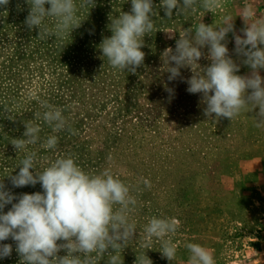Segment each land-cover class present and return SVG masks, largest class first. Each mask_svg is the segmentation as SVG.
<instances>
[{"label": "rangeland", "instance_id": "374dc122", "mask_svg": "<svg viewBox=\"0 0 264 264\" xmlns=\"http://www.w3.org/2000/svg\"><path fill=\"white\" fill-rule=\"evenodd\" d=\"M248 3L264 18V0H225L214 13L198 9L177 15L173 9L171 18L161 0H153L155 28L143 37L144 61L134 72L112 68L99 47L112 35L111 18L130 12L131 0H95L93 7L80 10L81 24L69 36L46 39L25 24L30 11L26 0L0 7V183L5 190L17 197L43 192L40 183L13 187L9 177L19 172L26 155L12 139L25 138L26 123L39 124L41 142L56 135L58 144L52 150L40 143L28 146L27 151L37 153L36 169H30L34 175L57 158L72 156L88 173L111 167L133 186L136 234L120 250L123 264H137L143 254L152 264H187V243L211 249L216 264H264V127L255 126L259 109L249 106L232 121L205 115L202 94L187 91L192 69L181 68L180 77L169 81L163 57L167 48L175 50L184 30L201 21L219 26L224 15L234 17V33L244 38L246 24L239 14ZM225 43L239 66L236 74L250 75L246 57L235 51L233 32ZM201 51L198 63L205 68L211 63L207 46ZM259 74L264 79V69ZM29 92L62 109L68 127L53 133L37 119L35 114L42 116L45 109L28 98ZM141 177L150 181V188ZM10 208L6 205L4 213ZM153 215L181 221L173 237L178 245L173 261L163 257L155 238L149 249L143 247V229ZM0 244L13 249L0 264H23L14 240ZM112 251L97 264H107ZM66 254L61 250L58 256Z\"/></svg>", "mask_w": 264, "mask_h": 264}, {"label": "clouds", "instance_id": "9594fccd", "mask_svg": "<svg viewBox=\"0 0 264 264\" xmlns=\"http://www.w3.org/2000/svg\"><path fill=\"white\" fill-rule=\"evenodd\" d=\"M9 2L0 0V7L6 8ZM26 2L30 11L25 24L29 29L38 28L39 38L46 39L69 36L81 24L80 10L90 9L95 0ZM224 3L225 0H182V3L181 0H161L169 18L173 16V9H178L177 15L198 9L214 13L223 9ZM154 15L153 0H131L130 12L111 18L112 35L104 38L99 47L112 68L134 72L142 65L145 57L141 51L143 37L154 31ZM239 16L246 24L242 29L244 38L234 33V17L224 15L219 26L201 21L194 29L184 30L179 34L175 50L167 48L163 57L169 66V81L180 77L181 68L192 69L194 74L186 81L187 91L202 94L207 106L205 115L214 114L232 121L251 106L259 109L255 126L261 128L264 127V79L259 70L264 69V47H260L264 45V18L257 17L252 3L246 4ZM230 32L234 34L236 53L246 57L244 63L250 66V75L236 74L239 66L229 56L225 43ZM205 46L211 63L201 68L198 61ZM166 91L170 95L174 93L171 88ZM28 98L39 100L35 92H29ZM39 103L45 111L42 116L37 112L36 118H42L53 133L68 127L62 109L46 100H39ZM25 128V138L12 139L11 144L18 151L25 150L26 155L20 161L19 172L9 177L13 187L40 183L43 192L17 197L0 183V242L14 240L23 264H97L109 249L113 251L108 255L107 264H123L120 250L136 234V222L131 217L138 199L133 186L122 181L111 167L99 173H88L72 156L57 158L43 171L36 170L34 175L30 169H36L37 153L27 151L28 146L40 143L42 148L52 150L58 144V137L49 135L41 142L39 124L26 123ZM140 179L144 186L151 187L149 180ZM14 200L18 202L13 203ZM9 204L10 210L4 213ZM180 226L181 221L175 216L153 215L143 229V247L149 249L155 238L160 242L163 257L173 261L178 249L173 237ZM185 247L190 254L187 264H216L211 249L198 243H187ZM12 250L10 244H0V259L10 256ZM61 250L67 254L58 256ZM137 264H152V261L143 254L138 256Z\"/></svg>", "mask_w": 264, "mask_h": 264}]
</instances>
